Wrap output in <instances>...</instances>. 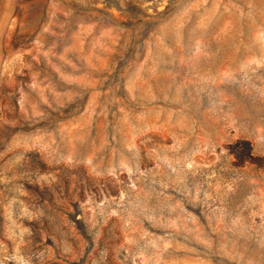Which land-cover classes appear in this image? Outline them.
<instances>
[{"label": "rangeland", "instance_id": "1", "mask_svg": "<svg viewBox=\"0 0 264 264\" xmlns=\"http://www.w3.org/2000/svg\"><path fill=\"white\" fill-rule=\"evenodd\" d=\"M0 264H264V0H0Z\"/></svg>", "mask_w": 264, "mask_h": 264}]
</instances>
